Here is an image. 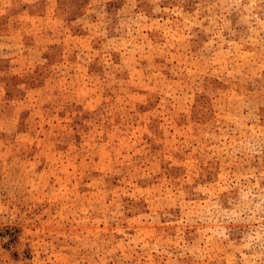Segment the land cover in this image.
I'll return each mask as SVG.
<instances>
[{
	"label": "rangeland",
	"instance_id": "374dc122",
	"mask_svg": "<svg viewBox=\"0 0 264 264\" xmlns=\"http://www.w3.org/2000/svg\"><path fill=\"white\" fill-rule=\"evenodd\" d=\"M0 264H264V0H0Z\"/></svg>",
	"mask_w": 264,
	"mask_h": 264
}]
</instances>
